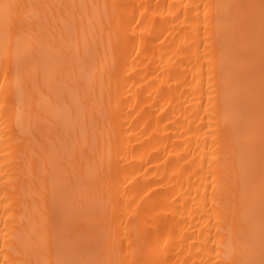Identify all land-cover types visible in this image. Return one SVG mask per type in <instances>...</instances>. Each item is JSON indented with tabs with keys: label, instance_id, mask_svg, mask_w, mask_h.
I'll use <instances>...</instances> for the list:
<instances>
[{
	"label": "bare ground",
	"instance_id": "1",
	"mask_svg": "<svg viewBox=\"0 0 264 264\" xmlns=\"http://www.w3.org/2000/svg\"><path fill=\"white\" fill-rule=\"evenodd\" d=\"M30 2L97 7L77 9L67 25L62 12L36 9L56 16L41 35L51 60L27 71L22 61L18 77L9 71L7 93L0 91V102L7 96V111L0 110V264L53 259V222L74 240L106 236L92 254L97 260L239 259L232 251L242 227L238 129L223 119L216 11L206 18L204 5L248 0ZM8 66L0 37V82ZM259 108L257 72V194ZM69 116L74 132L66 128ZM36 141L46 148L41 159L33 156ZM53 179L68 186L67 210L55 213L45 210Z\"/></svg>",
	"mask_w": 264,
	"mask_h": 264
},
{
	"label": "snow or ice",
	"instance_id": "2",
	"mask_svg": "<svg viewBox=\"0 0 264 264\" xmlns=\"http://www.w3.org/2000/svg\"><path fill=\"white\" fill-rule=\"evenodd\" d=\"M96 5L87 4H35L30 0H0V37L4 58L9 66L4 69V80L0 82V91L7 93L6 84L9 71L14 70L17 77L22 68L30 70L38 63L51 60L44 52L41 39L42 32L56 16H41L36 9L48 12H62L60 23L75 24L76 11L87 10ZM107 7V5H105ZM118 5H112L113 9ZM205 17L208 9L216 11V32L222 49V82L224 88L223 119L231 121L238 129L236 152L239 160V174L242 195L239 210L242 217L237 247L233 252L239 253V259L230 264H264V0H248L246 3L205 4ZM83 23V16L80 17ZM74 33L69 34L71 40ZM63 40V36L61 37ZM71 51L72 45H67ZM63 54V53H58ZM257 72L259 73V193L257 194ZM5 102H0V110L6 112ZM75 121L69 116L66 128L75 130ZM39 151L33 156L41 159L46 152L44 145L36 141ZM41 174L48 175L47 169L41 166ZM75 191V189L73 190ZM47 193L46 211L55 213L65 208L68 199V186L65 183L51 181L45 187ZM41 199H45L41 196ZM87 196L81 200L83 206ZM65 210H67L65 208ZM49 225L45 222V231ZM51 231V260L36 261V264H121L118 260H97L92 254L103 249L106 236L97 235L89 241L74 240L64 225L53 222ZM219 231V230H218ZM219 256V253H217ZM31 264V262H24Z\"/></svg>",
	"mask_w": 264,
	"mask_h": 264
}]
</instances>
